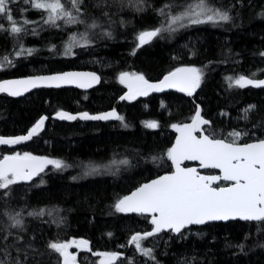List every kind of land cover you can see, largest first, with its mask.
Listing matches in <instances>:
<instances>
[{"label":"trees","instance_id":"obj_1","mask_svg":"<svg viewBox=\"0 0 264 264\" xmlns=\"http://www.w3.org/2000/svg\"><path fill=\"white\" fill-rule=\"evenodd\" d=\"M62 2L67 5V0ZM196 2L82 0L83 23L58 19L55 25L46 23L47 12L30 2L15 0L8 5L22 31L12 33V24L0 16V82L90 70L101 76V84L89 92L43 89L20 99L0 95L2 138L25 136L47 117L27 142L0 145V160L27 153L64 165L45 167L31 183L0 189V264H63L49 244L71 240H86L89 245L77 252L78 264H101V253L117 254L111 264H264V222L208 224L178 236L160 232L141 241L143 249L151 250L146 256L131 238L152 231L151 218L114 207L143 184L171 172L167 152L176 137L172 126L190 122L198 106L209 122L207 135L229 141L233 139L229 133L240 132V144L264 139V89L234 83L240 76L264 77V73L252 77L264 70V0H206L230 19L203 24L185 20L186 26L167 30L168 13L178 15ZM93 23L97 27L92 28ZM157 28L161 32L141 45L139 34ZM185 67L202 72L193 97L168 92L120 100L126 92L121 73L158 81ZM112 110L122 119L52 120L60 112L94 115ZM149 122L158 126L146 127ZM12 217L21 224L13 227Z\"/></svg>","mask_w":264,"mask_h":264},{"label":"snow or ice","instance_id":"obj_2","mask_svg":"<svg viewBox=\"0 0 264 264\" xmlns=\"http://www.w3.org/2000/svg\"><path fill=\"white\" fill-rule=\"evenodd\" d=\"M13 2L15 0H0V16L5 17L12 24L11 32L18 34L22 28L16 26V21L13 20L8 7ZM25 2H30L37 10L47 12L46 23L55 25L58 19H63L68 24L83 23L79 18L82 0H67V5L62 0H25ZM168 7L170 6L165 5V8ZM164 14V9H161V15ZM168 15L170 16L167 29L169 31L176 30L172 25L186 26L182 23L185 20L190 24H203L227 22L230 19L226 12L209 7L206 0H197L196 3L189 4L178 15L172 16L171 13ZM24 23L27 24L28 21L25 20ZM91 27L95 28L97 25L93 23ZM160 32V28L141 32L138 40L143 45ZM73 41H75L74 37ZM28 51L31 54V50ZM66 51H71V45ZM201 79L202 72L195 67L177 68L155 84L149 83L143 75L121 73L119 81L129 89L128 95L121 99L131 100L138 95L163 91L165 88H174L191 96L199 87ZM98 81L99 77L93 73L66 72L25 80L5 81L0 83V92L19 96L31 88L41 86L61 87L65 84H75L77 87H90L93 82ZM234 83L240 88L249 85L264 87V80H254L244 76H240ZM57 115L60 119H76L64 112ZM79 118L84 120L122 119L115 111L97 116L83 113ZM208 123L197 111L191 124L173 125V129L180 135L175 145L168 150L167 157L175 166V172L153 180L151 183L143 184L131 195L118 200L114 206L117 212L146 213L151 216L153 230L143 236L137 234L131 238L135 247L141 250L143 255L151 256V250L143 249L141 241L163 230L180 233L189 225H204L212 221L236 219L264 222V139L241 145L238 143L241 133L232 132L229 133L233 137L232 141L226 142L203 133L201 126ZM43 124L44 118H41L25 136L12 139L0 137V145H15L27 141L39 132ZM157 126L155 122L146 124L149 128ZM185 160L199 161L202 168L219 169L221 175H200L194 168L181 167V163ZM49 164L57 169L64 166L60 160L39 158L27 153L23 156L19 154L5 156L0 160V189H8L10 185L30 180ZM92 171H98V169L93 168ZM220 181L231 183L227 187H213V184H218ZM12 219L13 227L21 224L19 219L15 217ZM87 245L86 240H80L69 243H50L49 248L63 258V264H75L76 257L68 249L73 246L87 248ZM99 255L105 257L101 264H111L117 259L115 253Z\"/></svg>","mask_w":264,"mask_h":264},{"label":"water","instance_id":"obj_3","mask_svg":"<svg viewBox=\"0 0 264 264\" xmlns=\"http://www.w3.org/2000/svg\"><path fill=\"white\" fill-rule=\"evenodd\" d=\"M66 72L93 73V74H95L96 76L99 77V81H98V82H93V83L91 84L90 87H77L75 84H65V85H62L61 87H44V86H41V87L31 88L29 91L23 92V94H21V95H19V96H10V95L7 94V92H0V95H6V96H8V97H10V98H13V99H20V98L26 97L27 95L31 94V93L34 92V91L43 90V89H45V90L76 89V90L81 91V92H89V91H91V90H93V89H96V88L99 87V85L101 84V76H100L97 72H95V71H90V70H69V71H64V72H59V73H52V74H39V75H32V76H27V77H22V78L7 79V80H4V81H2V82H0V83H3V82H5V81H13V80H25V79L34 78V77H37V76H51V75H58V74L66 73ZM163 78H164V77H163ZM163 78L160 79V80H158V81H148V80H147V81H148L149 83H153V84H155V83H159L161 80H163ZM246 78H248V77H246ZM249 79H252V78H249ZM254 80H264V77H263V78H260V79H254ZM244 88H252V89H257V90H258V89H264V87H253V86H251V85L246 86V87H244ZM128 92H129V89H128V87H126V92L122 95V97L127 96V95H128ZM168 92H176V93H179V94H183V95L189 96V95L185 94L184 92L177 91V90L174 89V88H165L163 91H159V92H149L147 95H138V96L135 97V99H131V100L120 99V100H121V101H130V102H132V101H136V100L141 99V98H146V97H149V96H152V95H162V94H165V93H168ZM196 92H197V89H196L195 92H194L191 96H189V97H193V96L196 94ZM113 111H115L116 114L118 115L117 110H112V111L105 112V113L94 114V115H92V116L104 115V114H107V113H110V112H113ZM197 111L200 112L201 118L204 119V120H206V119L203 117V115H202V108H201L200 106L197 107ZM197 111H196V112H197ZM64 113L68 114L69 116H74V117H76V119H60V118L58 117V115H57L58 113H57V114H55V115L52 116V120L59 121V122H74V121L80 120V121H82V122H93V123H97V122L109 123V122H113V121L116 120V119H107V120H84V119H80V118H79L83 113H77V114H72V113H69V112H64ZM89 115H91V114H89ZM46 120H47V117H44V123L46 122ZM191 122H192V120H191L190 122L186 123V124H191ZM208 125H209V123L206 124V125H202V126H201V127H202V131H203V133H204L205 135H207L206 132H205V128H206ZM175 133H176V137H175V140H174L173 146H174L175 143H176V139H177V137L180 135L177 131H175ZM196 135L199 136L200 133H196ZM5 139H12V138H5ZM29 140H30V139H29ZM223 140H225V139H223ZM27 141H28V140H27ZM27 141H23V142H21V143H24V142H27ZM225 141H226V142H230V141H228V140H225ZM259 141H260V140H259ZM255 142H258V141H254V142H250V143H255ZM19 144H20V143H19ZM239 144H240V143H239ZM15 145H16V144H15ZM241 145H243V144H241ZM173 146H172V147H173ZM1 160H2V159H1ZM170 163H171V165H172V170H171V172H169V173H167V174H164V175H161V176H159L158 178H160V177H162V176H165V175H171L173 172H175V166L172 164V161H171V160H170ZM181 167H191V168H194V169H196V171H197L200 175H211V174H206L205 172H214V173H216V174H212V175H221L219 169H206V168H202V167L200 166L199 161H196V160H185V161H183V162L181 163ZM43 170H44V168H43ZM42 172H43V171H38V172H37V173H36V174H35L30 180H27V181H20V182L31 183V182L35 181V180L41 175ZM158 178H156V179H158ZM156 179H154V180H156ZM152 181H153V180H152ZM152 181H150V182H148V183H151ZM220 183H227V184H228L227 186H230V183H231V182L220 181L218 184H213V187H219V184H220ZM145 184H146V183H145ZM227 186H221V187H227ZM140 187H141V186H140ZM136 190H137V189H136ZM136 190H134V191H136ZM134 191H133V192H134ZM133 192H131L129 195H131ZM129 195H128V196H129ZM126 214H132V215H145V216H148V217L151 218V216H150L149 214H146V213H145V214H140V213H135V212H128V213H126ZM236 221H241V222H257V221H243V220H239V219H236V220H229V221H212V222H208L207 224H204V225H189L188 227L182 229L180 233H176V232L171 231V230H163V231H161V232H165V233H173L174 235H177V236H178V235H180L182 232H184L185 230L190 229V228H193V227H203V226L208 225V224H217V223L227 224V223L236 222ZM153 227H154V225H153ZM159 233H160V232H159Z\"/></svg>","mask_w":264,"mask_h":264},{"label":"rangeland","instance_id":"obj_4","mask_svg":"<svg viewBox=\"0 0 264 264\" xmlns=\"http://www.w3.org/2000/svg\"><path fill=\"white\" fill-rule=\"evenodd\" d=\"M264 73V70H261V71H259V72H256V73H254L253 75H252V77L253 78H258V77H260L262 74ZM125 85V84H124ZM229 141H232V140H229ZM47 166H53V165H51V164H49V165H45L44 167H47ZM54 167V166H53ZM71 241H80V240H71ZM71 241H69V242H71ZM69 242H67V243H69ZM89 247V245H87V248ZM87 248H83V247H77V246H73V247H71V248H69L68 249V251L71 253V254H73V255H75V257H76V262H75V264H78V262H77V252H80V251H84V250H86ZM117 258H118V256H117ZM105 259V257L104 256H101V260H100V262L102 261V260H104ZM117 260V259H116ZM116 260H114V261H116ZM114 261H112L111 263H113Z\"/></svg>","mask_w":264,"mask_h":264},{"label":"flooded vegetation","instance_id":"obj_5","mask_svg":"<svg viewBox=\"0 0 264 264\" xmlns=\"http://www.w3.org/2000/svg\"><path fill=\"white\" fill-rule=\"evenodd\" d=\"M206 174H216V173H214V172H205ZM228 184L227 183H220L219 184V187H221V186H227Z\"/></svg>","mask_w":264,"mask_h":264}]
</instances>
